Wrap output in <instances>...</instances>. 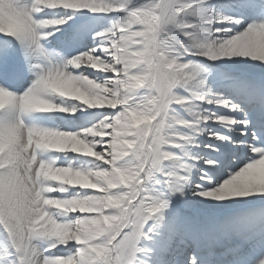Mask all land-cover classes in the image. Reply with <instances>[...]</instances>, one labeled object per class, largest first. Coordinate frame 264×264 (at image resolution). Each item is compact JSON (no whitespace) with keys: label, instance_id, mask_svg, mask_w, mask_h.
<instances>
[{"label":"snow or ice","instance_id":"6c2138e0","mask_svg":"<svg viewBox=\"0 0 264 264\" xmlns=\"http://www.w3.org/2000/svg\"><path fill=\"white\" fill-rule=\"evenodd\" d=\"M0 264H264V0H0Z\"/></svg>","mask_w":264,"mask_h":264}]
</instances>
